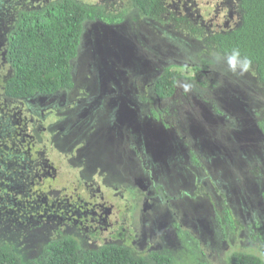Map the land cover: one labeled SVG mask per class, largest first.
I'll list each match as a JSON object with an SVG mask.
<instances>
[{"label": "rangeland", "instance_id": "374dc122", "mask_svg": "<svg viewBox=\"0 0 264 264\" xmlns=\"http://www.w3.org/2000/svg\"><path fill=\"white\" fill-rule=\"evenodd\" d=\"M50 1L0 0V53L16 11L39 9ZM76 1L121 14L123 20L84 22L78 55L71 61L73 93L36 98L37 93L23 100L0 95V123L12 127L4 133L19 128L24 139L21 151L14 144L13 151L0 156V173L7 166L10 206L22 211L8 215L9 222L1 221V213L0 241L16 244L25 257H35L61 231L83 249L123 244L134 254H167L173 264H227L235 251L252 252L264 260V133L259 127L264 122V97L256 79L247 73L234 75L225 66L218 77L212 74L202 84L197 82L198 88L179 80L173 96L160 102L163 124L157 121V106L152 110V103L139 97L172 63L185 77L195 76L198 71L190 66L209 61L196 60V45L206 35L238 24V0H162L161 8L146 16L131 0ZM1 65L5 68L3 61ZM117 95L123 100L119 105H125L117 122L129 124V129L110 126L96 132L104 122L96 123L95 111L108 112L113 106L102 98ZM122 136L131 137L129 147L144 146L145 153L152 152L147 162L156 166L152 181L159 182L165 159V177L143 211L133 184L139 159L130 158L135 169L130 175L125 166L120 171L96 151L114 148L126 156ZM14 164L17 167L11 168ZM45 185L50 190L39 189ZM70 190L83 194L75 200L61 194L70 195ZM168 195V205L157 200ZM42 205L52 211L42 212ZM226 209L233 217L227 236L216 217ZM76 214L88 217L86 225L69 220ZM253 235L256 239L249 241Z\"/></svg>", "mask_w": 264, "mask_h": 264}, {"label": "trees", "instance_id": "16d2710c", "mask_svg": "<svg viewBox=\"0 0 264 264\" xmlns=\"http://www.w3.org/2000/svg\"><path fill=\"white\" fill-rule=\"evenodd\" d=\"M131 1L133 7L145 16L160 9L162 2ZM236 6L240 13L238 24L227 30L206 35L201 43H208L207 46H212L223 56L233 48H238L241 55L251 61L250 69L246 73L256 79L264 97V0H238ZM87 20L116 24L120 23L123 17L121 14H110L101 6L76 0H53L39 9H18L12 25L6 31L5 46L0 53V95L7 100H16L37 93L54 94L72 88L71 61L78 53L83 23ZM1 61L4 62L5 68L2 67ZM157 77L153 90L162 100L170 98L175 93L179 80L186 78L176 65L172 64L166 66ZM259 127L264 132L263 120L259 122ZM5 128L12 129L0 123V156L9 150L13 151L11 147H14V144L23 142L20 135L14 137L13 141L14 133H4ZM96 151L98 156L103 158L104 150ZM16 167L14 164L11 168ZM6 171L7 166L4 164L3 172L1 169L0 173L1 186L5 185V188L0 190L2 222H9L8 215L14 217L22 212L19 207L13 209L10 206L13 203L7 192ZM43 188L48 189L46 185L39 187L40 190ZM61 194L71 200L76 199L73 192L70 195L68 192ZM261 196L264 202V192ZM42 208V212L52 211L47 205H42ZM216 217L224 235L227 236L233 226V217L228 209L223 216ZM58 236L45 243L35 257H25L16 249V244L0 241V264H173L169 255L154 250L147 254H134L128 246L116 243L103 244L97 249L87 250L80 248L77 240L69 234L60 231ZM255 239L254 235L248 236L249 241ZM227 264H264V260L252 252L235 251L230 254Z\"/></svg>", "mask_w": 264, "mask_h": 264}, {"label": "flooded vegetation", "instance_id": "af4514ba", "mask_svg": "<svg viewBox=\"0 0 264 264\" xmlns=\"http://www.w3.org/2000/svg\"><path fill=\"white\" fill-rule=\"evenodd\" d=\"M89 21H91V20H89ZM207 45H208V43L206 45H204L203 43H200L199 45H196L197 46V48H196L197 49V56L196 57L198 58V59L196 58V60H200V58H202V59H209L208 63H205V66L207 67V69H205V66L203 64L197 65V64L194 63L193 65H191L190 67L194 71H196V72L198 71L199 75H195V76H193L191 78H187V77L184 78V80L186 81L185 85L193 86L194 88H198L197 82H200V84H202V82L204 81L203 80L204 77H207L208 75H212V74L215 77H218L219 75L223 74V73L220 72V69H223L226 66V64L224 63L223 59H221L219 61L215 60L213 58V55L212 54L214 52H216V53H219V52L215 48L213 49L212 46H210V45L207 46ZM205 53H208L207 56H206ZM77 55H78V53H77ZM77 55H76V57H77ZM220 55H221V57H223L222 54H220ZM172 65H176V64H173L172 63ZM194 68H197L198 70L197 69H194ZM212 68H214L216 70H213ZM71 75H72L73 87H74V79L75 78H74V75H73V71L72 70H71ZM157 76L152 81V88L150 87L151 83H149L148 84V88H146L147 87L146 86L145 87L146 89L143 92L142 91L140 92L139 97H142V98H144V100L149 101L150 103H152L151 104V109L152 110L154 108H156V106H157V108L159 109L158 110L159 114H157V116H156V114H154V115L156 116L157 121L160 122L161 124H163V120H164L163 119V114H162L163 111L161 109L160 102H162L164 100H167L168 98L162 100L157 95H155L154 90L152 91V89L154 88L155 80L158 78ZM180 84L181 83H179V82L177 83V85H180ZM177 85H176V87H177ZM72 88H70V89H63V90H60V91H58L57 93H54V94H46L45 95V94L38 93L37 94L38 97H36V98H41V96H50L51 97V96H54V95H56V94H58V93H60L62 91H69L70 94H71ZM138 89L142 90L140 87ZM175 92H176V88H175ZM32 96H30V97H32ZM26 98H29V97H26ZM118 98H119V95H117L116 98L111 99V100H109V98L107 96L104 97V98H102L103 103L108 102V101H111V102H113V106H112V108L109 109L108 112L106 111V108H99V109H97L95 111L94 116H95L96 123L98 122L99 124H101L102 122H104V125L101 126L100 129L98 131H96V132H99L101 129H105V128H108L110 126H111V129L113 128V130H115V129L118 130L121 127L126 128V129H129V124L117 122V119H118L117 116L120 114L119 113V110L121 109L123 111L124 110V107H125V105L123 106V104L122 105H119V103L122 102L123 100H120V98H119V100H116ZM23 99H25V98H23ZM23 99H16V100H23ZM206 99H205V101H206ZM213 108H215L220 114H222V111L220 109H218V107H215V105H214ZM0 113H2V110L1 109H0ZM140 113H141V111H140ZM134 121L137 122V120H134ZM61 123H60V125H61ZM51 127H54V126H51ZM14 129H15V132H14L13 137H12V140L13 141H14V137L16 138V136L19 135V131H18L19 128H14ZM173 129H177V127L175 126ZM64 133L65 132H63V134ZM154 133H156V132H154ZM129 138L130 139H128V137H125V136L124 137L122 136V138H121V141H123V144H124V148L126 147V149H127V152L125 153L126 156H123L121 154V152H117V151L114 150V148H112L110 151H104L102 157L104 159H106L107 161H109L110 163L113 162L114 167L116 166L117 169H119V168L120 169H124L121 166H125L126 173H128L130 175H132L133 173L136 172L135 174L137 176L134 178L133 184H135L137 186L136 192H138V196L140 198V205H141V202H142L141 211H143V207L145 206V203H147V201L150 198L151 194L154 195L155 193H153V192H155L159 188L160 179H161V176H163L162 174H163V171H164V168H165V164H164L165 163V159H164V162L161 163L162 167L160 168L161 170L163 168V171H160V170L158 171V175L157 176H158L159 182L152 181L153 178H154V176L156 175V173L154 172V168H156V166H155L154 163L149 164V166L147 165V162L149 161V158L151 159V157L153 156L152 155V152L151 151H148V152L145 153V151H147V149H145L144 146H142L143 149H140L139 148L140 150H138V148L136 149V146H135V149L129 147L128 146V142L131 143V137H129ZM22 145H23V142L22 143H18V147L20 148V150H21V146ZM132 145L133 144H131L130 146H132ZM135 145H137L136 142H135ZM124 148H122V149H124ZM126 149H124V151ZM132 151H133V154L135 152V155L134 156H131L132 155ZM190 153H191V156L194 155L192 151H190ZM109 155H111V158H110ZM121 155H122V157H121ZM118 157H120V162H118ZM127 158H128V160H127ZM130 158L139 159V161L141 162V164H140V166H138V170H135V169L132 168V166L130 164L131 161H129ZM194 160H195L194 161L195 164H198V161L195 158H194ZM134 170H135V172H134ZM177 171H179L178 172L179 175H182V173H183L182 167H178L177 168ZM153 172H154V174H153ZM149 174H150V177L151 178H149ZM163 177H165V176H163ZM174 179L175 178H173V180ZM77 185H80L79 182H76V186ZM170 185H171V188H172V183ZM47 187H50V186H47ZM47 190H50V189L48 188ZM70 191L72 192V190H70ZM150 191H152V193ZM82 194H83L82 192L79 193V194L74 193V196L76 198H78V197H81ZM159 198L161 199L163 197L159 196L157 198V200L159 202H161L162 204H167V205H168L169 201L171 200V196H169V195L166 197V199L164 201L162 199H161L162 201H160ZM82 206H84V205H82ZM91 206H92V204H87L86 206H84V208H89ZM78 208H79V206H78ZM77 218H79L78 220L80 221L79 222V225L85 224V219L88 220V217H85V215H83V214H80V215H78V214L72 215V216L69 217V220L74 223L75 221H78V220H76ZM90 235H91V233H90Z\"/></svg>", "mask_w": 264, "mask_h": 264}, {"label": "clouds", "instance_id": "9594fccd", "mask_svg": "<svg viewBox=\"0 0 264 264\" xmlns=\"http://www.w3.org/2000/svg\"><path fill=\"white\" fill-rule=\"evenodd\" d=\"M213 58L217 61L223 59L227 66V71L232 74L242 75L249 71L251 61L246 57L242 56L238 48H233L230 53L224 54L223 57L219 53L214 52Z\"/></svg>", "mask_w": 264, "mask_h": 264}]
</instances>
